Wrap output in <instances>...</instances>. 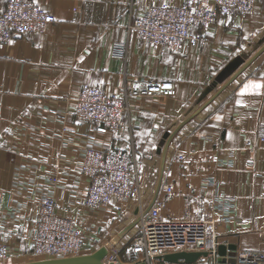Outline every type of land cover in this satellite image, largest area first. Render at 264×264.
<instances>
[{"label":"crops","instance_id":"1","mask_svg":"<svg viewBox=\"0 0 264 264\" xmlns=\"http://www.w3.org/2000/svg\"><path fill=\"white\" fill-rule=\"evenodd\" d=\"M38 1L55 21L43 32L0 43V239L7 243L10 263L30 256L29 236L40 213L39 200L46 196L56 198L57 213L80 226L86 239L95 235L87 242L88 252L134 220L139 209L134 199L126 207L115 199L104 209L84 204L87 177L76 162L85 147L133 146L146 206L168 132L264 43V0L254 13L222 17L208 30L195 28L207 41L179 49H156L129 31L134 17L160 0ZM6 3L0 0V10ZM116 41L127 43L126 56L113 52ZM149 78L173 80L175 95L132 98L131 125L118 133L72 114L73 97L85 83L117 92L133 80ZM263 124L264 52L172 139L158 196L163 214L181 218L214 212L222 243L236 244L237 252L264 251ZM229 199L235 203L232 219L221 217ZM136 229L109 258L133 264ZM123 246H129L130 255ZM211 262L201 258L197 264Z\"/></svg>","mask_w":264,"mask_h":264},{"label":"built area","instance_id":"2","mask_svg":"<svg viewBox=\"0 0 264 264\" xmlns=\"http://www.w3.org/2000/svg\"><path fill=\"white\" fill-rule=\"evenodd\" d=\"M258 1L160 0L150 3L136 15L129 24V31L156 49H179L186 43L197 45L206 42L207 37L204 33H197L195 28L208 30L222 17L235 13H254ZM54 21L55 16L38 0H7L5 8L0 10V43H9L17 35L43 32ZM112 50L126 56L128 45L126 42L116 41ZM175 93L176 85L171 79L133 80L117 92H108L100 86L85 83L73 97L72 114L80 122H96L102 130L118 133L131 125L132 98L168 97ZM63 130L67 131L69 128L64 126ZM260 137L264 139V124L260 126ZM76 164L87 177L83 197L86 206L104 209L115 199L126 207L134 199L140 204L141 210L144 208L141 171L133 146L128 149L111 148L92 143L85 147L82 159ZM52 179L56 180V177ZM164 188L167 194H171L170 185H164ZM39 205L36 227L29 236L32 254L55 257L88 252L91 249L87 242L89 239L95 240V235L86 239L80 226L72 219L59 215L54 196L40 199ZM162 207L163 202L157 198L138 222L132 242L135 255L133 264H197L199 261L173 263L157 258L164 253L179 250H207V258L212 259L210 264H217V249L222 241L216 232L218 219L214 212L202 217L176 218L165 216ZM234 207V201L227 200L221 217L234 218ZM9 257L7 243L0 239V263L6 264ZM237 259L250 264L263 263L264 251L242 249L238 252ZM106 261L109 264L120 263L116 257Z\"/></svg>","mask_w":264,"mask_h":264},{"label":"water","instance_id":"3","mask_svg":"<svg viewBox=\"0 0 264 264\" xmlns=\"http://www.w3.org/2000/svg\"><path fill=\"white\" fill-rule=\"evenodd\" d=\"M264 52V43L258 48V50L252 54L240 68H238L230 78L225 81L205 102H203L194 112L183 119L178 126L172 131L168 132L167 139L163 143L161 150V160L159 168V176L154 190V194L148 204L141 210L140 214L132 220L127 226L121 231L115 234L107 242L99 246L93 251L82 252L78 254H71L66 256H55V257H40L26 261L8 263V264H109L106 261L107 256L113 252L114 248L120 243L125 235L133 229L140 221L143 214H145L156 199L159 196V192L163 185V174L165 171V164L167 159V152L169 145L174 136L179 130L195 118L202 110H204L223 90H225L248 66H250L262 53ZM217 264H237L238 263V252L236 244H224L220 243L217 249ZM209 252L207 250H179L174 252L164 253L157 258L167 262H186L194 263L201 258H207ZM110 264H124V263H110ZM144 264V263H141Z\"/></svg>","mask_w":264,"mask_h":264},{"label":"rangeland","instance_id":"4","mask_svg":"<svg viewBox=\"0 0 264 264\" xmlns=\"http://www.w3.org/2000/svg\"><path fill=\"white\" fill-rule=\"evenodd\" d=\"M137 159H138V162H139V158L137 157ZM139 168H140V162H139ZM141 171V170H140ZM142 185V184H141ZM141 193H142V186H141ZM143 201V200H142ZM143 206H144V201H143ZM145 207V206H144ZM140 212H141V207H140V204H139V209H138V212H137V215H136V217L140 214ZM137 226V225H136ZM123 248L125 249V254H127V255H130L131 254V251H130V249H129V246L128 247H124L123 246ZM111 256V255H110ZM109 257V256H108ZM35 258H40L39 256H36V255H34V254H32V253H30V256H28V257H26V258H24V260H20V261H26V260H31V259H35ZM20 261H18V262H20ZM8 263H10V262H7L6 264H8ZM121 263V262H120ZM0 264H3V263H0Z\"/></svg>","mask_w":264,"mask_h":264},{"label":"snow or ice","instance_id":"5","mask_svg":"<svg viewBox=\"0 0 264 264\" xmlns=\"http://www.w3.org/2000/svg\"><path fill=\"white\" fill-rule=\"evenodd\" d=\"M193 11H195V9H193ZM256 87H260V85H256Z\"/></svg>","mask_w":264,"mask_h":264},{"label":"bare ground","instance_id":"6","mask_svg":"<svg viewBox=\"0 0 264 264\" xmlns=\"http://www.w3.org/2000/svg\"><path fill=\"white\" fill-rule=\"evenodd\" d=\"M106 260H109V258H107Z\"/></svg>","mask_w":264,"mask_h":264}]
</instances>
